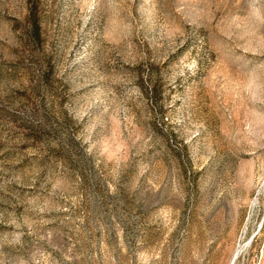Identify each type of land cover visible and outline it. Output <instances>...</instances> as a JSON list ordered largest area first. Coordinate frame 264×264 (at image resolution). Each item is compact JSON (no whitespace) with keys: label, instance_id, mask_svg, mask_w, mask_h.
<instances>
[{"label":"rangeland","instance_id":"374dc122","mask_svg":"<svg viewBox=\"0 0 264 264\" xmlns=\"http://www.w3.org/2000/svg\"><path fill=\"white\" fill-rule=\"evenodd\" d=\"M0 264H264V0H0Z\"/></svg>","mask_w":264,"mask_h":264},{"label":"trees","instance_id":"16d2710c","mask_svg":"<svg viewBox=\"0 0 264 264\" xmlns=\"http://www.w3.org/2000/svg\"><path fill=\"white\" fill-rule=\"evenodd\" d=\"M31 16H32V19H33V24L36 28H38V22H37V11H36V8H34V10H32L31 12Z\"/></svg>","mask_w":264,"mask_h":264}]
</instances>
